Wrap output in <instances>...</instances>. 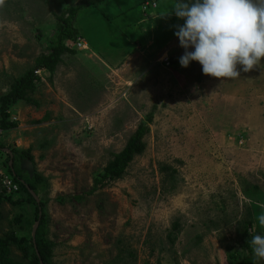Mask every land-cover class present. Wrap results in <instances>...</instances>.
<instances>
[{
    "label": "rangeland",
    "instance_id": "rangeland-1",
    "mask_svg": "<svg viewBox=\"0 0 264 264\" xmlns=\"http://www.w3.org/2000/svg\"><path fill=\"white\" fill-rule=\"evenodd\" d=\"M81 1L5 0L0 94L47 52L56 15ZM153 1L169 13L154 18L160 11L147 8L136 42L126 28L115 33L112 19L90 32L80 23L90 45L64 53L50 81L44 73L31 93L36 103L10 105L16 126L2 129L0 158L13 150L20 174L35 178L53 264H231L229 251L248 252L245 238L264 234L257 220L264 214V67L225 80L205 75L195 60L181 66L185 49L175 32L184 20L173 0ZM123 16L119 24L135 21ZM142 121L144 150L121 177L83 194ZM19 210L0 203V236L24 232Z\"/></svg>",
    "mask_w": 264,
    "mask_h": 264
},
{
    "label": "trees",
    "instance_id": "trees-1",
    "mask_svg": "<svg viewBox=\"0 0 264 264\" xmlns=\"http://www.w3.org/2000/svg\"><path fill=\"white\" fill-rule=\"evenodd\" d=\"M146 1H148L147 4L145 3ZM150 3L151 1L149 0H133L131 3H127L123 0H84L63 7L62 11L56 15L55 28L49 38L47 52L39 53L34 58L33 65L28 67L19 77L15 78L7 91L0 94V127L6 129L16 126L15 120L9 119V108L12 103L19 99L36 103L31 93L36 89L40 77L34 72V69L41 67L47 70V79L50 81L56 66L62 61L63 54L67 52L75 53L76 50H78L75 47L76 41L78 37L84 38V33L80 30V23L87 24L85 30L90 32L93 30L94 26L101 30V26L104 24L103 20L112 19L116 23L114 25L115 33H117V29L126 28L128 32L125 31L124 34L129 35V37L136 42L139 26L148 23L142 20L144 15L149 14L147 8H149V10L154 8ZM136 6L139 8V13H134L135 17H130V11H133ZM126 12L129 13V17L135 19V21L131 22L132 20L129 19L127 24L121 22L119 24V22H117L118 17L121 15V19H123V15L126 14ZM107 25L109 28L113 27L111 23ZM123 38L126 39L125 36ZM71 43L73 44L72 46ZM147 128L145 121L140 122L136 126L123 147L117 152L112 153V157L106 162L103 169L94 176L92 186L83 194H91L105 181L122 176L133 156L144 150L145 143L142 137ZM2 146L3 144L0 141V148ZM15 148L19 149L20 147L16 146ZM11 151V164L7 162L10 156L9 153H6V158L2 162L5 165L6 173L9 174L12 180L17 184V189L8 194L0 191V203L3 200H7L19 206L20 210L15 215V218L18 220L19 230H24V232L22 231V233L19 234L13 229L4 236H0V264H53V242L46 236V223L48 218L44 208L46 200L40 198L37 201L35 199L31 190L36 191V180L35 178H29L26 177V175L20 174V170L16 166L17 154H13V150ZM24 152V155L31 157L26 151ZM81 197L82 194L73 195L74 199H79ZM28 206H32L33 208V217L31 218L25 214L29 209ZM33 221H37L34 237H32L30 233ZM247 225H251V222H247ZM254 235L256 234L247 236L243 242V244L249 248L248 252H241L237 249L228 252L229 263L257 264V262L254 261L250 244L252 236ZM10 244H14L15 247L20 250L22 254L21 260H16L11 256Z\"/></svg>",
    "mask_w": 264,
    "mask_h": 264
},
{
    "label": "clouds",
    "instance_id": "clouds-1",
    "mask_svg": "<svg viewBox=\"0 0 264 264\" xmlns=\"http://www.w3.org/2000/svg\"><path fill=\"white\" fill-rule=\"evenodd\" d=\"M4 4L5 0H0V7ZM172 11L184 20L183 25H176L175 32L185 49L179 58L181 66L188 67L195 60L205 75L225 80L238 79L241 69L250 72L264 67V0H174ZM42 69L44 76L48 71ZM257 220L264 228V214ZM250 244L254 261H264V235L252 236Z\"/></svg>",
    "mask_w": 264,
    "mask_h": 264
},
{
    "label": "built area",
    "instance_id": "built-area-1",
    "mask_svg": "<svg viewBox=\"0 0 264 264\" xmlns=\"http://www.w3.org/2000/svg\"><path fill=\"white\" fill-rule=\"evenodd\" d=\"M146 4L148 3V1L145 2ZM152 6L155 4L154 1H151L150 3ZM82 46H84V41L82 38L78 37V40L76 41V47L81 48ZM167 63H169V59L167 60ZM43 69L42 68H36L34 69V72L36 74H39L42 77V72ZM3 130L0 127V135L2 134ZM19 141H16V146H20L19 143H17ZM6 151V150H5ZM6 153H8L6 151ZM4 158H0V190L3 193H10L12 191H15L17 189V184L12 180V178L9 176V174L6 173L4 165H3V160Z\"/></svg>",
    "mask_w": 264,
    "mask_h": 264
},
{
    "label": "crops",
    "instance_id": "crops-1",
    "mask_svg": "<svg viewBox=\"0 0 264 264\" xmlns=\"http://www.w3.org/2000/svg\"><path fill=\"white\" fill-rule=\"evenodd\" d=\"M173 1H174V0H173ZM186 1L189 2V1H192V0H181V2H183V3L186 2ZM152 9L159 10V8H158V6H157V3H156V5L154 6V8H152ZM156 10H155V11H156ZM159 11H160L159 13H158V11L155 12V16H154V18H156L158 15L161 16V15H163V14L165 13V12H161V10H159ZM157 13H158V14H157ZM151 14H152V12L149 13V15H151ZM172 15H173V14H172ZM159 16H158V17H159ZM165 16H167V15H165ZM168 16H169V15H168ZM168 18H169V17H168ZM142 20H144V18H143ZM84 42H85V45L87 46L88 42L85 41V40H84ZM88 45H89V44H88ZM56 67H57V66H56ZM19 142H20V141H19ZM20 146H21V144H20Z\"/></svg>",
    "mask_w": 264,
    "mask_h": 264
},
{
    "label": "water",
    "instance_id": "water-1",
    "mask_svg": "<svg viewBox=\"0 0 264 264\" xmlns=\"http://www.w3.org/2000/svg\"><path fill=\"white\" fill-rule=\"evenodd\" d=\"M9 154H10V158H9V164H11V160H12V155H11V151L10 150H6ZM33 196L35 197V194L33 193V191L31 190ZM36 199V197H35ZM36 225H37V221H35V223L33 224L32 226V229H31V236L34 237V233H35V228H36Z\"/></svg>",
    "mask_w": 264,
    "mask_h": 264
}]
</instances>
